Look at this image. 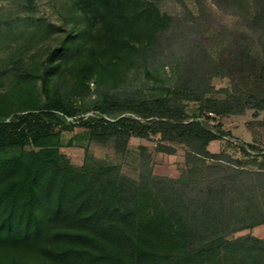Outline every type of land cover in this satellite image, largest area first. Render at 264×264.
<instances>
[{"label": "trees", "instance_id": "16d2710c", "mask_svg": "<svg viewBox=\"0 0 264 264\" xmlns=\"http://www.w3.org/2000/svg\"><path fill=\"white\" fill-rule=\"evenodd\" d=\"M84 1L103 15L115 14L117 19L105 24L111 40L118 28L133 25L140 13L139 0ZM140 9L147 33L160 27L163 37L171 29V15L160 14L150 3ZM223 28L233 36L238 55L229 62L226 75L231 89H225L224 98L205 95L209 87L197 73L184 79L181 87L160 86L154 94L106 92L95 101L99 117L82 122L92 138H113L119 149L132 135L157 134L158 148L168 153L174 151V143L185 144L178 183L142 172L139 182L123 197L106 182L90 185L97 179L92 174L61 168L52 146L65 117L77 110L58 99L8 120L0 118V151L25 145L43 148L27 164L21 157L0 158V175L6 179L0 185V243L39 245L52 239L84 244L43 248L50 258L66 264L96 260L114 264H264V239L228 238L236 231L264 224V152L253 156V150L241 146L239 151L251 156L242 164L224 152L207 149L211 140L219 138L207 124L208 115L264 110V52L258 49L259 41L250 32ZM186 100L198 101V115L187 112ZM122 203L135 211L148 210L142 233L131 235L121 227L113 233L130 247V257L104 246L85 229L102 212ZM52 222L62 225L51 230ZM0 264L35 263L0 260Z\"/></svg>", "mask_w": 264, "mask_h": 264}, {"label": "rangeland", "instance_id": "374dc122", "mask_svg": "<svg viewBox=\"0 0 264 264\" xmlns=\"http://www.w3.org/2000/svg\"><path fill=\"white\" fill-rule=\"evenodd\" d=\"M146 3L174 18L163 37L162 28L149 34L143 26L145 14L140 8ZM137 10L140 13L133 25L118 28L111 40L105 24L115 14L103 15L84 0H0V118L8 120L54 99L76 108L75 115L65 117L52 146L58 165L92 174L97 179L90 185L106 182L123 197L139 182L142 172L178 183L187 146L174 143L172 153L162 151L157 134L132 135L122 149L113 138L94 139L82 122L99 117L95 101L106 92L154 94L160 86L178 88L197 73L209 87L205 95L224 98L225 89H231L226 75L229 62L238 55L233 36L223 27L252 33L264 52V0H139ZM184 102L190 115L199 114L198 101ZM206 121L219 136L209 144L210 151L224 152L242 164L251 156L239 151L241 146L253 150V156L264 152V110L211 114ZM41 150L25 145L0 151V158L21 157L27 164ZM2 175L0 185L6 180ZM147 212L122 203L102 212L85 229L104 246L130 257V247L113 233L116 227L131 235L142 233ZM61 225L52 222L49 229ZM241 236L264 239V224L236 231L228 238ZM62 244L84 247L52 239L39 245L0 243V260L66 264L43 251ZM89 264L114 263L96 260Z\"/></svg>", "mask_w": 264, "mask_h": 264}, {"label": "crops", "instance_id": "0c3cea01", "mask_svg": "<svg viewBox=\"0 0 264 264\" xmlns=\"http://www.w3.org/2000/svg\"><path fill=\"white\" fill-rule=\"evenodd\" d=\"M213 140H211L209 143H208V145H207V149L209 148V144L212 142ZM209 150V149H208ZM210 151V150H209ZM210 152H212V151H210ZM214 153L216 152V151H213Z\"/></svg>", "mask_w": 264, "mask_h": 264}]
</instances>
